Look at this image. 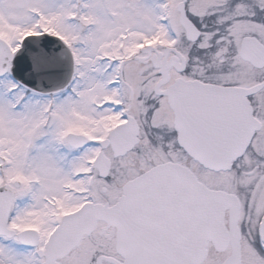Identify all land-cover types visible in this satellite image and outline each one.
<instances>
[{"label":"snow or ice","instance_id":"obj_1","mask_svg":"<svg viewBox=\"0 0 264 264\" xmlns=\"http://www.w3.org/2000/svg\"><path fill=\"white\" fill-rule=\"evenodd\" d=\"M0 264H264V0H0Z\"/></svg>","mask_w":264,"mask_h":264}]
</instances>
